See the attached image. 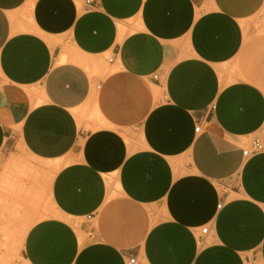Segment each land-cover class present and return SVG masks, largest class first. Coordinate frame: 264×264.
Instances as JSON below:
<instances>
[{"label": "crops", "instance_id": "crops-1", "mask_svg": "<svg viewBox=\"0 0 264 264\" xmlns=\"http://www.w3.org/2000/svg\"><path fill=\"white\" fill-rule=\"evenodd\" d=\"M255 137L264 0H0V167L54 165L56 214L0 264H264Z\"/></svg>", "mask_w": 264, "mask_h": 264}, {"label": "rangeland", "instance_id": "rangeland-1", "mask_svg": "<svg viewBox=\"0 0 264 264\" xmlns=\"http://www.w3.org/2000/svg\"><path fill=\"white\" fill-rule=\"evenodd\" d=\"M106 72L101 75L92 72V75L101 78ZM96 121L91 110L84 114L83 122ZM84 129L92 128L86 126ZM54 171V165L38 162L21 151L4 158L0 167V227L9 225L16 243L33 223L54 214L48 198ZM3 230L0 229V232Z\"/></svg>", "mask_w": 264, "mask_h": 264}, {"label": "built area", "instance_id": "built-area-1", "mask_svg": "<svg viewBox=\"0 0 264 264\" xmlns=\"http://www.w3.org/2000/svg\"><path fill=\"white\" fill-rule=\"evenodd\" d=\"M87 3L89 4V1H87ZM201 129V124L200 122H197L194 132L196 134H198L200 132ZM264 151V143L262 142V140L259 137H255L252 140L249 141L247 147L245 149L242 150V157L244 159H250L258 154H260L261 152ZM218 209L221 208V204H219L217 206ZM208 231V228L205 227L200 231L201 235H206ZM126 264H135V259H129L127 261Z\"/></svg>", "mask_w": 264, "mask_h": 264}, {"label": "bare ground", "instance_id": "bare-ground-1", "mask_svg": "<svg viewBox=\"0 0 264 264\" xmlns=\"http://www.w3.org/2000/svg\"><path fill=\"white\" fill-rule=\"evenodd\" d=\"M65 59H66V58L63 57V58L61 59V61H65ZM53 169H54V168H53ZM52 171H53V170H52ZM54 172H55V171H54ZM51 177H52V176H51ZM53 208H54V207H53ZM53 213H54V214H53ZM52 214H53V215H56L55 212H52ZM52 214H51V215H52ZM53 215H52V216H53ZM23 236H24V234H23ZM23 236H21V240L23 239Z\"/></svg>", "mask_w": 264, "mask_h": 264}]
</instances>
